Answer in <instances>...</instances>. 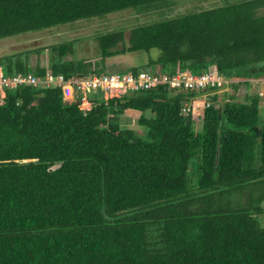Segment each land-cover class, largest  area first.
<instances>
[{
  "label": "trees",
  "instance_id": "trees-1",
  "mask_svg": "<svg viewBox=\"0 0 264 264\" xmlns=\"http://www.w3.org/2000/svg\"><path fill=\"white\" fill-rule=\"evenodd\" d=\"M171 1L0 0V38ZM261 7L264 0H221L136 23L127 36L122 27L102 32L98 59H64V41L47 64H30L24 50L0 55V66L83 75L108 56L156 47V57L129 70L264 78ZM240 85L243 100L209 91V104L188 113L183 103L198 92L166 85L101 95L86 110L58 87L6 89L0 264H264V224L251 207L264 199V95ZM127 110L139 111L144 129L122 126ZM250 185L257 200L250 190L247 203H234L232 193Z\"/></svg>",
  "mask_w": 264,
  "mask_h": 264
},
{
  "label": "rangeland",
  "instance_id": "rangeland-1",
  "mask_svg": "<svg viewBox=\"0 0 264 264\" xmlns=\"http://www.w3.org/2000/svg\"><path fill=\"white\" fill-rule=\"evenodd\" d=\"M220 1L221 0H174L160 8L149 10L144 13L138 12L134 8H127L107 13L104 16H94L88 19L81 18L72 22L48 26L39 30L26 31L0 38V55L29 50L30 64L34 65L39 63L40 65H44L48 63L51 55L57 54V47L55 46H58L61 42L67 41L70 42L71 49L64 53V59H98L101 51L98 47L96 35L102 32L122 27L127 36L129 28L136 23L157 19L161 16H171L187 10L190 11V9L193 8L210 6ZM260 10L264 12V7H261ZM121 44L122 43L119 42L118 47H121ZM53 47L55 48L53 49ZM158 54L159 49L152 47L149 50H134L108 56L105 59V66L101 67L98 72H125L129 70L130 66H140L150 57H156ZM165 71H167V69H165ZM86 72V74L92 73L90 69H87ZM259 78H261V76L250 77L251 81H255L254 85H256V87L259 86V82H257ZM241 86L242 85H240V87ZM260 86L262 87L261 89H264V80ZM246 89L245 87H241L240 93L235 92L233 94H236L239 100H243L242 94L245 93ZM250 90L253 91L252 89ZM101 95L102 93L97 94L98 97ZM191 102L192 106L198 107L201 105L200 97H193ZM262 104L261 112L264 115V101ZM198 112L199 110L197 109L195 114ZM138 115L139 111L137 110H127L121 119L122 126L132 127L137 131L144 129V127L137 122ZM197 124L200 125V123ZM258 189L257 186L250 185V187L248 186L242 191H234L231 199L234 203L240 202L241 204H245L250 199L248 193L252 190L250 193H252V196L253 194L255 195L253 199L254 202L259 196H257V193H259ZM253 204L254 205H251L252 209L259 210L256 216L261 223L264 224V199L259 203L254 202Z\"/></svg>",
  "mask_w": 264,
  "mask_h": 264
},
{
  "label": "built area",
  "instance_id": "built-area-1",
  "mask_svg": "<svg viewBox=\"0 0 264 264\" xmlns=\"http://www.w3.org/2000/svg\"><path fill=\"white\" fill-rule=\"evenodd\" d=\"M247 80L250 89L259 95H264V89L260 86L264 78H259V86L250 78L238 76H226L216 68H209L201 72H189L183 70L165 71L155 68H143L136 72L128 70L125 72H94L83 75H65L63 72H54L48 69L41 75L33 72L18 71L12 74H5L0 66V102L4 101L6 89L19 86H31L35 89L46 87L60 88L63 99L74 100L79 103L83 110L89 109L97 94L102 93L104 98L119 96L123 93L149 89L157 85H166L176 90H190L200 92L193 97H200L201 104H209L206 99L207 93L217 92L219 101L228 100V94L240 93V86L235 87L234 83ZM207 90V91H205ZM247 90V89H246ZM245 90V91H246ZM201 91H205L201 93ZM184 101L182 111L188 113L192 107L191 99ZM217 101V105L218 102Z\"/></svg>",
  "mask_w": 264,
  "mask_h": 264
}]
</instances>
